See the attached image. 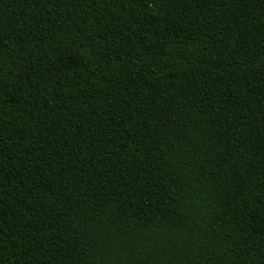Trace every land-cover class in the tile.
I'll use <instances>...</instances> for the list:
<instances>
[{
    "label": "trees",
    "instance_id": "trees-1",
    "mask_svg": "<svg viewBox=\"0 0 264 264\" xmlns=\"http://www.w3.org/2000/svg\"><path fill=\"white\" fill-rule=\"evenodd\" d=\"M0 264H264V0H0Z\"/></svg>",
    "mask_w": 264,
    "mask_h": 264
}]
</instances>
